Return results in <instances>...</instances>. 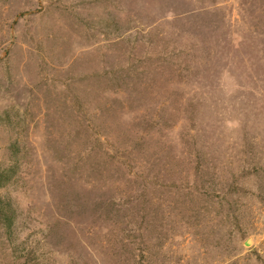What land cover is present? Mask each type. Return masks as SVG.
Listing matches in <instances>:
<instances>
[{"label": "rangeland", "instance_id": "1", "mask_svg": "<svg viewBox=\"0 0 264 264\" xmlns=\"http://www.w3.org/2000/svg\"><path fill=\"white\" fill-rule=\"evenodd\" d=\"M0 264H264V0H0Z\"/></svg>", "mask_w": 264, "mask_h": 264}]
</instances>
